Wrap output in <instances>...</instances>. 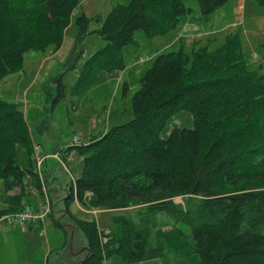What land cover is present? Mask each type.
Here are the masks:
<instances>
[{
	"label": "trees",
	"instance_id": "1",
	"mask_svg": "<svg viewBox=\"0 0 264 264\" xmlns=\"http://www.w3.org/2000/svg\"><path fill=\"white\" fill-rule=\"evenodd\" d=\"M229 1L198 0L201 15L210 18ZM256 2L264 12V0ZM79 3L0 0V182L6 193L19 188L0 209V219L27 209L31 182L44 195L27 118L17 102L1 97V81L23 70L27 52L58 51L71 23L79 27V38L85 35L96 18L84 12L75 17ZM193 11L185 0L114 6L98 18L93 32L106 44L81 65L75 92L96 84L102 73L124 70L125 48L139 29L165 35ZM260 52L254 65L236 33L213 48L161 53L140 78L131 116L67 148L65 157L75 151L82 158L64 218L87 240L83 264L157 258L168 264H264V41ZM181 110L193 114L195 126L175 127L162 137ZM175 197L199 199L188 230L178 223L182 209ZM76 201L108 210L137 206V218L113 215L115 228L106 233L96 220L72 212ZM32 229L40 231L39 225Z\"/></svg>",
	"mask_w": 264,
	"mask_h": 264
},
{
	"label": "rangeland",
	"instance_id": "2",
	"mask_svg": "<svg viewBox=\"0 0 264 264\" xmlns=\"http://www.w3.org/2000/svg\"><path fill=\"white\" fill-rule=\"evenodd\" d=\"M130 1L80 0L74 16L84 12L89 18H96L91 22L88 32L79 38V27L74 22L71 23L58 51L50 48L46 51L27 52L23 70L1 81V97L17 102L25 113L36 147V161L37 157L49 156L44 154L45 151L52 153L55 159H49V171H54L64 181V185L59 192H49L46 199L34 183L29 184L31 192L27 198L28 207L39 214L50 205L51 211L43 218H33L24 224L10 223L7 215L18 212H9L0 219V264H73L70 262L73 251L72 234L74 251L83 249L87 240L79 229L69 224L68 218H64V209L69 188L81 173L82 158L75 151L66 157L64 154L69 146L86 141L92 135L101 134L112 124L126 121L131 116L132 97L140 87V78L157 55L181 47L188 51L202 45L213 48L227 37L239 33L252 63L256 65L261 61L264 12L258 8L256 0H230L210 18L201 15L198 0H185L194 11L179 28L168 34L155 36L148 35L145 29H139L135 42L125 48V69L102 73L96 84L76 93L81 65L106 44L102 37L93 32L100 26L98 18H105L114 6ZM62 82L64 91L61 90ZM194 126L193 114L181 110L169 121L161 136L167 137L175 127ZM47 171L44 162L43 175L46 176ZM55 185L51 182V186ZM17 193L19 188L6 193L0 182V209L9 206L10 197ZM27 200L25 198L22 203ZM174 201L182 209L178 223L188 230L187 225L196 219L199 199L189 201L175 197ZM71 210L78 217L96 220L106 233L115 228L113 215L126 214L136 219L138 213L137 206L108 210L86 207L77 201L73 203ZM56 220L63 222L64 228L57 225ZM25 224L27 231L33 230L37 225L40 230L39 233H34L36 239L33 243L31 240L29 254L20 230ZM11 228L15 229L14 232ZM58 250L62 251L57 253ZM106 263L114 264L109 259ZM141 264L168 263L157 258Z\"/></svg>",
	"mask_w": 264,
	"mask_h": 264
},
{
	"label": "built area",
	"instance_id": "3",
	"mask_svg": "<svg viewBox=\"0 0 264 264\" xmlns=\"http://www.w3.org/2000/svg\"><path fill=\"white\" fill-rule=\"evenodd\" d=\"M47 157L48 156H46V155H43L41 157H37V169L39 170L40 175H41L44 196L46 199H48L50 190L48 187L47 177L45 175H43V173H42V165L45 162V160L47 159ZM50 211H51V208H50L49 204L47 205L46 209L40 211L39 214H35V211H33L31 208L28 207L25 211L18 212L16 214L7 215V219L9 220L10 223L16 222V223L24 224L28 220L33 219V218H38V217L43 218L45 215L49 214ZM106 262H107V260L105 261V263ZM106 264H108V263H106Z\"/></svg>",
	"mask_w": 264,
	"mask_h": 264
},
{
	"label": "crops",
	"instance_id": "4",
	"mask_svg": "<svg viewBox=\"0 0 264 264\" xmlns=\"http://www.w3.org/2000/svg\"><path fill=\"white\" fill-rule=\"evenodd\" d=\"M44 154L49 155L47 157V159L45 160V167L48 169L46 176L48 178V185L50 187V192L51 191L52 192H55V193L56 192H59V191L62 190V186L64 185V181L59 176L55 175L54 174V171H52V170L49 171L51 169V166L48 165L49 159H51V158L52 159H55V158L53 157L52 153H49L48 151H45ZM51 182L52 183L54 182V185L55 184L56 185L55 186H51ZM18 226H20V225H18ZM14 227L15 226H13V228ZM13 228H11V231L12 232H14V230H15ZM25 229H27V224L22 225L21 228H20V230H21V233H22V238L25 240L26 248L29 250V251H27V253L29 254L30 253L31 240H32V243H33V241L36 239V237L34 238V233H35L34 231H32V230L31 231H27ZM29 233H31V234H29ZM60 251H62V250H58L57 253H60Z\"/></svg>",
	"mask_w": 264,
	"mask_h": 264
},
{
	"label": "flooded vegetation",
	"instance_id": "5",
	"mask_svg": "<svg viewBox=\"0 0 264 264\" xmlns=\"http://www.w3.org/2000/svg\"><path fill=\"white\" fill-rule=\"evenodd\" d=\"M86 254H87V251L86 250L79 249L77 251H74V252H72V256H71L70 262H73V264H76L83 257H85Z\"/></svg>",
	"mask_w": 264,
	"mask_h": 264
},
{
	"label": "water",
	"instance_id": "6",
	"mask_svg": "<svg viewBox=\"0 0 264 264\" xmlns=\"http://www.w3.org/2000/svg\"><path fill=\"white\" fill-rule=\"evenodd\" d=\"M71 190V186H70V188H69V191ZM62 224H64L63 222H61ZM69 224H71V223H69ZM71 226H73L74 227V225L73 224H71ZM71 245H72V249H73V251L72 252H74V247H73V234H72V236H71ZM82 250H86L87 251V254H86V256L85 257H83L80 261H78L76 264H83L86 260H87V258L89 257V246L88 245H86V246H84L83 247V249Z\"/></svg>",
	"mask_w": 264,
	"mask_h": 264
}]
</instances>
